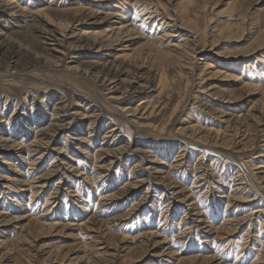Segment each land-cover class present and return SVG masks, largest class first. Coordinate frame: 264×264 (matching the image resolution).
<instances>
[{"label":"rangeland","instance_id":"374dc122","mask_svg":"<svg viewBox=\"0 0 264 264\" xmlns=\"http://www.w3.org/2000/svg\"><path fill=\"white\" fill-rule=\"evenodd\" d=\"M16 1L71 23L53 42L41 22L17 29L0 13L20 45L14 58L0 53L1 130L25 144L49 119L59 128L40 154L0 159V241L28 238L0 248V264H264V0ZM121 11L140 16L130 21L142 37L74 49L81 34L115 29ZM147 39L183 58L157 57ZM112 59L135 79L110 84ZM45 205L55 229L28 230Z\"/></svg>","mask_w":264,"mask_h":264},{"label":"bare ground","instance_id":"6f19581e","mask_svg":"<svg viewBox=\"0 0 264 264\" xmlns=\"http://www.w3.org/2000/svg\"><path fill=\"white\" fill-rule=\"evenodd\" d=\"M13 0H0V13H3L5 14L8 18H10L11 20L13 21H16L17 25L18 24H21V26H17L15 28L17 29H21L23 28V25L24 23H27V22H41L42 23V27L41 28V32L48 36V37H51L53 39V42H59V39H57V36L60 34V35H66L65 33L67 32V26L70 25L71 22H69V24L67 22H56L54 21V19L52 18L51 16V10L49 9H46V8H39V7H34V9L31 11L32 12H27L25 10H22V9H19L21 8L22 6H20V3L18 4V2H12ZM108 1V0H107ZM106 1V2H107ZM112 2V1H111ZM115 2V1H114ZM139 2V1H138ZM15 3V4H14ZM14 4V5H13ZM112 4V3H111ZM29 5V4H28ZM13 6V7H12ZM29 7V6H28ZM27 7V8H28ZM110 7V6H109ZM26 8V7H25ZM111 8V7H110ZM53 11V10H52ZM126 11V10H125ZM125 11H121L123 13H121L119 15V19H118V23H117V27L114 29H110V31L105 35V37H101L99 36V34H95L94 32L93 33H87V34H81L79 35V37L75 40V46H74V49L75 50H79V51H83L85 52V54L89 55H96V54H99L102 52V50L105 48H111V45L113 43H117L118 40L120 39L121 36H123V34H125L126 36L130 37V36H133V35H137L139 37H142L141 35L139 34H136V32H134V20L133 21H130L132 20L133 17H140L139 15H135L133 13H131L132 15H128L125 13ZM127 12V11H126ZM143 12V11H142ZM161 14V13H160ZM76 16V15H75ZM118 16V15H117ZM78 17V16H77ZM132 17V18H131ZM185 17V16H184ZM56 18V17H55ZM59 18V16H58ZM57 18V20H58ZM71 18V17H70ZM131 18V19H129ZM73 19V18H72ZM127 19V20H126ZM129 19V20H128ZM70 20V19H68ZM150 20V19H149ZM170 20V19H168ZM65 21V20H64ZM137 21V20H136ZM143 21V20H141ZM144 22V21H143ZM163 22V20H162ZM180 22V20H179ZM4 24V26H2V24ZM77 23V22H76ZM165 23V22H164ZM36 24V23H35ZM161 25V24H160ZM162 26V25H161ZM169 26V24H168ZM184 26V25H183ZM26 27V26H25ZM32 27V25H31ZM186 27V26H185ZM185 27H183L184 29H186ZM140 28L141 27V24H140ZM144 28V27H143ZM142 28V29H143ZM138 29V28H136ZM144 30V29H143ZM189 30V29H187ZM10 31V28L6 26V21L2 22L0 21V53L1 54H4V52L6 53L7 57H11V58H14L15 56V53H17L19 51V49H17L16 51H14V47L13 45H19V43H16V41H14V38L13 36L11 35V32ZM136 31V30H135ZM140 31V30H139ZM13 32V31H12ZM168 32V31H167ZM141 33V32H140ZM107 35H110L109 37H107ZM168 35V33H167ZM167 35H163L164 38L167 37ZM171 35V34H170ZM186 36V35H185ZM162 37V36H161ZM162 38V39H164ZM188 38V37H187ZM167 39V38H166ZM264 40V36H261L259 37V40L260 42H263ZM186 41V40H185ZM170 41H168L169 43ZM160 43H162V40L158 39V43L156 41H150L147 39V41H145V44L147 46H149V48H151L153 50V52H155L156 56L159 57V58H169L170 53L169 51H167L168 49L170 50V48H173L174 44L173 45H170V44H167L165 47H161L160 46ZM167 43V42H166ZM259 45H261L260 43H257ZM161 47V48H160ZM167 48V49H166ZM54 52H56L55 50H53ZM173 51L176 52L177 50L175 48H173ZM194 52H196L194 50ZM191 53V52H190ZM102 54V53H101ZM173 54V53H171ZM192 54V53H191ZM188 55V54H187ZM190 55V54H189ZM3 56V55H2ZM101 56V55H100ZM6 57V56H5ZM40 58H43V63L46 64V62H50L51 60L50 59H46V57H43V56H39ZM154 58V57H153ZM183 58L182 55H175L174 57H171L169 59H172V61L174 62H179V60H181ZM37 59H38V56H37ZM188 59V57H187ZM186 59V60H187ZM53 62V61H52ZM51 62V63H52ZM181 62V61H180ZM188 62L191 63L193 62L192 59H188ZM245 62V61H244ZM50 63V64H51ZM118 62H116L115 59H112L111 61L108 62V66H107V73L106 74H103L102 76L108 81L111 82L113 81L114 83L115 82H118L119 80L121 81V79H124L125 75L128 73L129 75V71L128 70V67H125L124 64L122 62H119L118 64H116ZM180 64V63H179ZM246 64V63H245ZM244 64V65H245ZM211 65V63H208L206 62L204 64V68H209ZM80 66V65H79ZM124 66V67H123ZM127 66V65H126ZM236 66V65H235ZM87 68V67H86ZM115 71H113V69H115ZM120 68V69H119ZM245 68V67H243ZM253 68V67H252ZM71 71L74 70L75 68H69ZM163 69V68H162ZM86 70V69H85ZM89 70V69H88ZM105 70V69H104ZM85 72V71H84ZM105 72V71H104ZM110 72V74H108ZM112 73V74H111ZM141 77V76H140ZM1 78H3L1 76ZM18 78V77H17ZM132 79H135V78H130V79H124L123 81L121 82H125V83H129V81H131ZM141 80L145 81H141V84L139 85V90L138 92H143L145 93V91H143L145 88H147V84H146V80H147V77H144L143 78H140ZM138 81V80H137ZM157 86L161 88V90L166 86V81H167V77H166V73L165 71H161L160 74H157ZM14 82V81H13ZM235 87H240L241 88H249L250 85L248 84H244V82H238L237 80L233 82ZM168 84V83H167ZM9 86V85H8ZM203 90V89H202ZM201 90V91H202ZM262 95H264V91L262 92ZM224 99V98H223ZM143 99H140L138 101V105L132 110V111H129L130 113L133 112V113H136L137 111V108L139 105L141 104H145V102L142 101ZM149 106V105H148ZM147 107V106H146ZM115 111L116 110H119L121 112V114H123L124 118H127V113H125L124 111V108H121V109H118L117 107H112ZM129 109V108H128ZM119 112V113H120ZM26 115V114H25ZM58 115L57 113H54L53 115H51L50 118H56L55 116ZM3 117L0 116V123H2V119ZM43 117L40 116V117H26L25 120H27L26 122H28L29 124L31 125H35V124H38L40 119H42ZM30 119V120H29ZM38 119V120H37ZM127 120V119H126ZM49 124L44 127L42 130L39 131V133H37V135L35 137L32 138V140H27V141H24L25 144H22V142L18 143L14 140H12L10 137V134L7 135L8 133H6L5 131H2L1 128H0V159H4V155H8L9 156V153L13 151V153H16L17 155H21L22 151H28L29 155H32L33 153H36V152H39L37 153L36 155L40 154L41 151H39L38 149L40 148H47L49 147L50 145H54L56 139H57V135H58V132H59V128L58 126L55 127V125L53 124V120L52 119H49ZM127 122L134 127V129L138 130V129H142L141 126L138 124V122H136V120H127ZM5 123V122H4ZM7 123H8V120H7ZM6 127L8 126L7 124L5 125ZM35 127V126H34ZM33 127V128H34ZM31 129V128H30ZM36 129V128H35ZM38 129V128H37ZM138 132V131H137ZM13 136V135H11ZM33 136H34V133H33ZM31 139V138H30ZM25 140V139H24ZM23 141V140H22ZM23 142V143H24ZM121 148V147H120ZM31 149V150H30ZM63 149V148H62ZM123 149V148H122ZM27 153V152H25ZM15 154V155H16ZM58 154V153H57ZM102 155V154H101ZM105 155V154H103ZM101 156V157H104V156ZM4 156V157H3ZM20 157V156H18ZM29 157V156H28ZM32 157V156H31ZM6 158V157H5ZM41 158V157H40ZM22 159V158H21ZM103 159V158H101ZM118 159V158H117ZM23 160V159H22ZM115 160V159H114ZM30 162V160H28ZM34 163V159L32 161ZM112 162V161H111ZM116 162V161H115ZM8 164V163H7ZM10 164V163H9ZM101 168V167H100ZM94 175V174H93ZM43 177V176H42ZM45 179V178H44ZM152 179V178H151ZM1 180V179H0ZM17 180V179H16ZM149 180V179H148ZM156 179H153V181H155ZM42 187L40 188H43L44 187V183H42V185H40ZM7 188V187H6ZM9 189V188H8ZM21 190V188H19ZM69 189V188H68ZM67 189V190H68ZM151 190V189H150ZM33 195V194H32ZM110 195V194H109ZM123 195V194H122ZM113 197L112 196H108L105 200H111ZM50 200V199H49ZM54 200V199H53ZM82 200V199H81ZM51 201V200H50ZM49 201L48 199L46 200V202L44 204H47ZM39 202H37L36 204H38ZM4 205V204H3ZM56 206V205H55ZM46 207V205H45ZM44 207V208H45ZM47 209L46 210H50L49 207H46ZM86 208V207H85ZM66 209V208H65ZM64 209V210H65ZM255 209V208H254ZM4 210V209H3ZM45 210V209H44ZM47 212V211H46ZM25 213V212H24ZM50 214V211L49 213H45V215H41L39 216L38 218L36 217V219L34 218H29V217H26V228L28 230H47V231H51L52 229H55V224H51V221L53 220V218L49 215ZM21 215V214H20ZM34 217V216H33ZM66 217V216H64ZM22 218V217H21ZM19 217L17 216V218L15 220L18 221ZM66 219V218H64ZM25 221V219H24ZM105 221V220H104ZM94 222V221H93ZM102 223V222H101ZM83 225V224H82ZM60 226V225H59ZM262 231V230H261ZM7 240H1L0 241V248H2L4 251L3 255L6 253V254H10L9 252L11 251L10 247L13 245L14 246V242L18 243L19 245H23L25 244L27 241H28V238L26 236H20L19 238H16V240L14 241H11V246L8 244V246L4 247L3 244L6 242ZM17 244V245H18ZM16 245V246H17ZM15 249V248H13ZM191 259V258H190ZM196 259V258H195ZM209 260V259H207ZM261 260V259H260Z\"/></svg>","mask_w":264,"mask_h":264}]
</instances>
